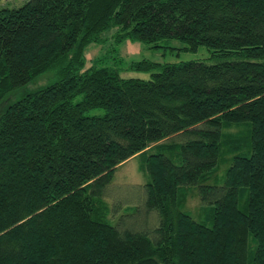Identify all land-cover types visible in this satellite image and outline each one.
I'll list each match as a JSON object with an SVG mask.
<instances>
[{"label": "trees", "instance_id": "16d2710c", "mask_svg": "<svg viewBox=\"0 0 264 264\" xmlns=\"http://www.w3.org/2000/svg\"><path fill=\"white\" fill-rule=\"evenodd\" d=\"M113 30L212 56L87 68ZM134 158L122 208L107 190ZM0 264H264V0L0 9Z\"/></svg>", "mask_w": 264, "mask_h": 264}, {"label": "rangeland", "instance_id": "374dc122", "mask_svg": "<svg viewBox=\"0 0 264 264\" xmlns=\"http://www.w3.org/2000/svg\"><path fill=\"white\" fill-rule=\"evenodd\" d=\"M29 0H2V8H19ZM105 40L101 43L89 45L85 50L87 68L93 62L104 61V66L118 68L124 78L150 79L151 73L131 70L130 66L135 62L149 61L155 64L165 65L168 63H180L194 60H206L212 55L205 47L197 51L189 50V46L181 41H167L161 44V48H152L151 45L139 41L117 42L116 31H109L104 34ZM49 82V76L41 78L30 89H37ZM94 110L93 112H101ZM147 181L142 170L141 160L134 158L119 166L114 174L111 186L108 188V200L112 204L121 205L122 208L129 207V204L143 196V189L140 187ZM131 206V205H130ZM141 221V218H139Z\"/></svg>", "mask_w": 264, "mask_h": 264}]
</instances>
